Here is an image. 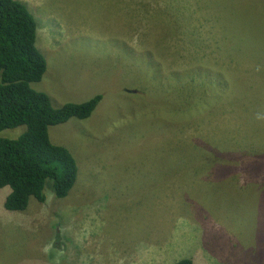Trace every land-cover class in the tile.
Returning <instances> with one entry per match:
<instances>
[{
  "label": "rangeland",
  "instance_id": "1",
  "mask_svg": "<svg viewBox=\"0 0 264 264\" xmlns=\"http://www.w3.org/2000/svg\"><path fill=\"white\" fill-rule=\"evenodd\" d=\"M20 1L30 86L101 99L48 127L78 164L65 197L10 211L0 188V264H264V0Z\"/></svg>",
  "mask_w": 264,
  "mask_h": 264
},
{
  "label": "trees",
  "instance_id": "2",
  "mask_svg": "<svg viewBox=\"0 0 264 264\" xmlns=\"http://www.w3.org/2000/svg\"><path fill=\"white\" fill-rule=\"evenodd\" d=\"M36 31V21L22 1L0 0V131L26 126L17 137L0 135V188L10 187L4 199L10 211L25 210L32 197L43 202L48 187L57 198L68 194L78 175L77 160L67 147L51 142L48 127L90 116L101 99L96 95L54 107L45 92L30 86L46 71V60L35 44ZM239 43L237 49L249 45L242 38ZM245 54L240 52L235 61L241 62ZM171 264L196 263L183 257Z\"/></svg>",
  "mask_w": 264,
  "mask_h": 264
}]
</instances>
